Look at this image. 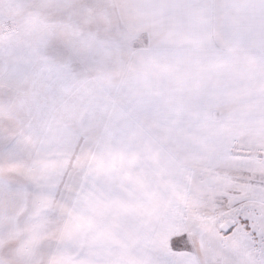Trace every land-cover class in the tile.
<instances>
[{"label":"snow or ice","instance_id":"1","mask_svg":"<svg viewBox=\"0 0 264 264\" xmlns=\"http://www.w3.org/2000/svg\"><path fill=\"white\" fill-rule=\"evenodd\" d=\"M0 264H264V0H0Z\"/></svg>","mask_w":264,"mask_h":264}]
</instances>
